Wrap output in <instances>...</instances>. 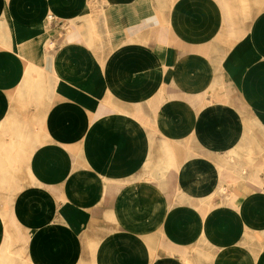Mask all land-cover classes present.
Here are the masks:
<instances>
[{
	"label": "crops",
	"instance_id": "obj_1",
	"mask_svg": "<svg viewBox=\"0 0 264 264\" xmlns=\"http://www.w3.org/2000/svg\"><path fill=\"white\" fill-rule=\"evenodd\" d=\"M237 1L0 0V264H264V9Z\"/></svg>",
	"mask_w": 264,
	"mask_h": 264
},
{
	"label": "rangeland",
	"instance_id": "obj_2",
	"mask_svg": "<svg viewBox=\"0 0 264 264\" xmlns=\"http://www.w3.org/2000/svg\"><path fill=\"white\" fill-rule=\"evenodd\" d=\"M228 5L233 9H237L240 11L239 3L237 0H225ZM245 4L249 5L248 12L244 16L247 18V20L250 18L249 16L252 15V13L256 10L264 9V0H245Z\"/></svg>",
	"mask_w": 264,
	"mask_h": 264
},
{
	"label": "built area",
	"instance_id": "obj_3",
	"mask_svg": "<svg viewBox=\"0 0 264 264\" xmlns=\"http://www.w3.org/2000/svg\"><path fill=\"white\" fill-rule=\"evenodd\" d=\"M47 19H48V20H52V17H51V16H48Z\"/></svg>",
	"mask_w": 264,
	"mask_h": 264
}]
</instances>
